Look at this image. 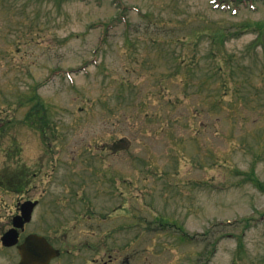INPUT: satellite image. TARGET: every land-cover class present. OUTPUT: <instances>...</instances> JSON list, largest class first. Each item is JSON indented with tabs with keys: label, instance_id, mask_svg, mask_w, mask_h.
<instances>
[{
	"label": "rangeland",
	"instance_id": "obj_1",
	"mask_svg": "<svg viewBox=\"0 0 264 264\" xmlns=\"http://www.w3.org/2000/svg\"><path fill=\"white\" fill-rule=\"evenodd\" d=\"M258 23L264 0H0V175L33 176L0 187V224L39 199L27 231L78 257L91 238L117 264H264ZM247 25L211 56L210 31Z\"/></svg>",
	"mask_w": 264,
	"mask_h": 264
},
{
	"label": "flooded vegetation",
	"instance_id": "obj_2",
	"mask_svg": "<svg viewBox=\"0 0 264 264\" xmlns=\"http://www.w3.org/2000/svg\"><path fill=\"white\" fill-rule=\"evenodd\" d=\"M17 168L15 170L8 171V174L5 175H0V187L5 189L6 191H10L13 193H21L25 192L27 189V185H32V174L29 173L27 168L23 166L21 162H18V165L16 166ZM34 174H37L36 172ZM32 190V186H30ZM24 199L23 201H25ZM21 206H22V201L18 202L16 204V210L13 212V214L9 217L7 222H3L0 224V245L4 248H15L16 249V255L18 257V263L19 264L22 260V256L20 254L18 246L20 243H22L25 238L30 234L34 233V231H27V225L31 222H27L23 224L22 226H19L17 228V231L19 233V242L13 246H7L2 240L3 235L10 229L14 228V224L16 219L18 218V215L22 213L21 211ZM36 210L34 211L35 215ZM3 220V219H0ZM49 241L55 246L56 248L60 249V254L50 260L48 264H54L58 259L59 262H63L62 264H117L118 263V258L115 255V250L113 246H109V249H107V252H105V255L107 256L106 258H99L97 256L100 253V250L104 248V243L102 241H99L97 243L91 242V238L88 239L86 243H84V247L88 248L85 249L84 251H88L89 249L95 250L97 252H94L95 254L93 256H85V254H82L81 257L76 256L77 252L80 251L78 249L77 252H72L70 249H66L63 247H59L55 244V242L48 238ZM112 243V242H111ZM3 248V249H4ZM77 260H80V263H77ZM102 260V261H101ZM130 259L129 257H126L125 260H123L121 263L122 264H129Z\"/></svg>",
	"mask_w": 264,
	"mask_h": 264
},
{
	"label": "water",
	"instance_id": "obj_3",
	"mask_svg": "<svg viewBox=\"0 0 264 264\" xmlns=\"http://www.w3.org/2000/svg\"><path fill=\"white\" fill-rule=\"evenodd\" d=\"M38 201H26L22 205L23 216H18L15 221V226H22L24 222L29 221L32 217V212ZM6 245H14L18 243L19 233L16 228L7 231L2 237ZM22 260L20 264H48L49 260L59 254V250L55 249L47 240L46 237L39 234H30L25 241L19 246Z\"/></svg>",
	"mask_w": 264,
	"mask_h": 264
},
{
	"label": "trees",
	"instance_id": "obj_4",
	"mask_svg": "<svg viewBox=\"0 0 264 264\" xmlns=\"http://www.w3.org/2000/svg\"><path fill=\"white\" fill-rule=\"evenodd\" d=\"M257 25H258L257 26V29H255V30H258L259 31V35L262 36V34H264V30H263L264 23H258ZM251 26H253V25H251ZM251 26H248L247 25L244 28L243 27H240L241 29H237L234 32H230L229 34H228V32H226V30L224 28L219 27V26H217L214 30L210 31V33L212 34L214 43L216 44V46H218L217 51L216 50H213L212 53H211V56L212 57H216L217 55H223L224 56V53L226 52V50H225V42H226V39H228L231 35L238 36L239 34L242 33V31L244 29H247V28L249 29V27H251ZM260 38L261 37L259 36L258 37V41H261L262 40ZM182 42H183V45H190L188 43V41H184L183 40ZM231 57H232V60H231ZM233 59H234L233 55H230V58L227 61L230 63V62L233 61ZM229 65H230V68L232 69L233 65L232 64H229ZM220 67L221 66H219L218 70H214L211 73H212V75H216V76L219 73V76H221L222 82L225 85L226 82H224V81H229L230 82L233 79V77H234V74H233L234 71H232V72H231V70L224 71V68H220ZM230 73H232V75ZM228 78L230 80H228ZM237 81H239V80H237ZM237 87L239 88V86H237ZM238 88H237V90H239ZM251 179H254V178L252 177Z\"/></svg>",
	"mask_w": 264,
	"mask_h": 264
}]
</instances>
